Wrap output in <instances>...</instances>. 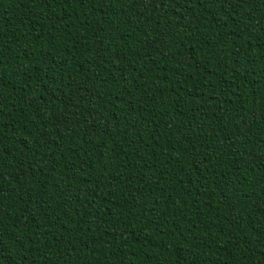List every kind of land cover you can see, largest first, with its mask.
<instances>
[{
  "label": "trees",
  "instance_id": "obj_1",
  "mask_svg": "<svg viewBox=\"0 0 264 264\" xmlns=\"http://www.w3.org/2000/svg\"><path fill=\"white\" fill-rule=\"evenodd\" d=\"M0 264H264V0H0Z\"/></svg>",
  "mask_w": 264,
  "mask_h": 264
}]
</instances>
